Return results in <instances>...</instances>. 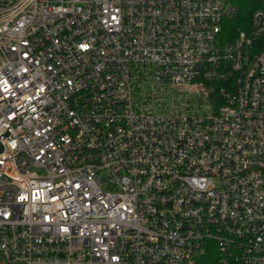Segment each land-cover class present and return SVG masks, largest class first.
I'll return each mask as SVG.
<instances>
[{"label":"built area","instance_id":"obj_1","mask_svg":"<svg viewBox=\"0 0 264 264\" xmlns=\"http://www.w3.org/2000/svg\"><path fill=\"white\" fill-rule=\"evenodd\" d=\"M260 3L0 0V264H264Z\"/></svg>","mask_w":264,"mask_h":264},{"label":"trees","instance_id":"obj_2","mask_svg":"<svg viewBox=\"0 0 264 264\" xmlns=\"http://www.w3.org/2000/svg\"><path fill=\"white\" fill-rule=\"evenodd\" d=\"M239 7L240 13L237 18L230 21L231 26H249L253 12L260 7L261 0H233ZM198 264H218L217 257L214 254L208 253L199 258Z\"/></svg>","mask_w":264,"mask_h":264},{"label":"snow or ice","instance_id":"obj_3","mask_svg":"<svg viewBox=\"0 0 264 264\" xmlns=\"http://www.w3.org/2000/svg\"><path fill=\"white\" fill-rule=\"evenodd\" d=\"M83 47V46H82Z\"/></svg>","mask_w":264,"mask_h":264}]
</instances>
